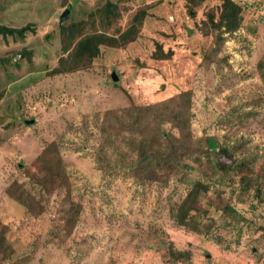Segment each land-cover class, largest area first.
<instances>
[{
    "label": "rangeland",
    "instance_id": "obj_1",
    "mask_svg": "<svg viewBox=\"0 0 264 264\" xmlns=\"http://www.w3.org/2000/svg\"><path fill=\"white\" fill-rule=\"evenodd\" d=\"M233 1L238 29L204 34L216 0L193 13L185 0H0V25H28L0 34V264H264V0ZM141 10L133 40L56 71L61 24L117 36ZM165 103L185 128L154 118L145 146L134 130L144 120L123 110ZM160 130L178 137L165 152ZM166 154L180 165L161 168ZM244 156L242 173L258 179L246 189L220 166ZM197 180L208 189L179 225Z\"/></svg>",
    "mask_w": 264,
    "mask_h": 264
},
{
    "label": "trees",
    "instance_id": "obj_2",
    "mask_svg": "<svg viewBox=\"0 0 264 264\" xmlns=\"http://www.w3.org/2000/svg\"><path fill=\"white\" fill-rule=\"evenodd\" d=\"M186 7L189 12L193 13L194 8L200 4L201 1L204 0H185ZM218 2L217 14L213 12V10H208L205 13V19L201 22V28L204 34H215L216 31L219 32H228L232 33L239 27V21L237 17V11L239 10V6L233 0H216ZM112 8H114L112 3H107L105 11L107 13H112ZM145 13L143 10L140 13L132 18V24L127 27L123 32L119 35H108L102 32H95L91 34H85L81 37H76L74 31L78 29L77 24L64 25L61 24V29L63 34L66 33V37L64 39V43L62 46L63 54L66 53L65 56H62L59 60V65L56 68L57 72H65L77 69L81 66H86L88 63L92 61L94 57H96L99 53L100 45H108V46H123L124 44L130 42L134 38V34L137 30L138 24L141 23ZM28 30V25H24L21 27H7L6 25H0V34L2 36H18L23 37L26 31ZM216 35H219L216 34ZM21 55H27L26 50H21L18 53ZM170 56V52H164L159 48V56H155L158 59H167ZM6 60L5 57L0 56V62H4ZM259 69H264V60L258 64ZM264 75V72H262ZM161 113H156L150 105H134L123 111L126 112V115H129L131 112H135L140 114L139 118L144 120L142 124L136 125L137 127L134 129L136 132L141 133V137L139 141L145 146L151 145L150 141L147 138V130L148 126H150V120L154 118H159L161 122L168 121L171 125L178 129L182 130L185 128L186 120L180 115L178 112H174V115H171L168 111V105L165 103L160 106ZM168 114V115H167ZM156 123V122H155ZM133 125L132 123H129ZM156 126V125H155ZM153 142H155L161 149H164L165 152L167 149L171 148L174 140L177 141L178 137H175L173 133L165 132L164 130L155 131L153 134ZM179 138H181V133ZM171 146V147H170ZM219 154H224L228 152V148L220 147L217 151ZM141 162L148 164L152 162L151 153L146 154L145 152H141L140 154ZM177 157L166 154L162 155L158 160L161 168L173 167L180 165V160L176 159ZM264 159V153H263ZM250 157H242L240 159L232 158L229 163L222 162L221 168L224 170L234 169L238 171L240 182L243 187L246 189L251 186L252 182H257V178H252L250 174L242 173L243 169H248L250 166ZM50 168V167H49ZM257 188V187H256ZM208 186L205 185L201 181H194L193 184L187 189L186 195L182 199V201L177 205L176 209L173 213V218L179 225L183 226H191L189 221V214L194 210V204L197 201L199 194L201 191H206ZM259 192V189H256ZM25 204V203H24ZM182 256L181 253H176V257L179 258Z\"/></svg>",
    "mask_w": 264,
    "mask_h": 264
},
{
    "label": "water",
    "instance_id": "obj_3",
    "mask_svg": "<svg viewBox=\"0 0 264 264\" xmlns=\"http://www.w3.org/2000/svg\"><path fill=\"white\" fill-rule=\"evenodd\" d=\"M68 9H65L64 11H63V13L61 14V16H60V20L62 21V20H64L65 18H66V16H67V14H68ZM112 79L113 80H116L117 79V77H116V75H115V73L113 72L112 73Z\"/></svg>",
    "mask_w": 264,
    "mask_h": 264
}]
</instances>
